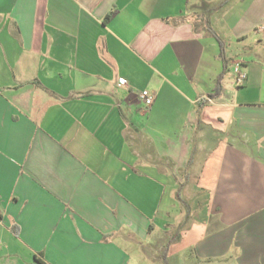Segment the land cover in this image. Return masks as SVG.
I'll list each match as a JSON object with an SVG mask.
<instances>
[{"label":"crops","instance_id":"0c3cea01","mask_svg":"<svg viewBox=\"0 0 264 264\" xmlns=\"http://www.w3.org/2000/svg\"><path fill=\"white\" fill-rule=\"evenodd\" d=\"M0 248L264 264V0H0Z\"/></svg>","mask_w":264,"mask_h":264},{"label":"built area","instance_id":"2783aa9c","mask_svg":"<svg viewBox=\"0 0 264 264\" xmlns=\"http://www.w3.org/2000/svg\"><path fill=\"white\" fill-rule=\"evenodd\" d=\"M245 80H246V75L241 72H237L236 85L241 86ZM125 84H126L125 81L120 79L118 86H125ZM139 99L141 103L143 104L144 108L148 110L154 104L155 95L147 90H143L139 93ZM206 100L210 102L209 99H206Z\"/></svg>","mask_w":264,"mask_h":264},{"label":"trees","instance_id":"16d2710c","mask_svg":"<svg viewBox=\"0 0 264 264\" xmlns=\"http://www.w3.org/2000/svg\"><path fill=\"white\" fill-rule=\"evenodd\" d=\"M110 17H111V15H107V17L105 18V22H107L110 19ZM206 31L214 36L213 32L210 30V28L208 26V22L207 21H206ZM220 48H221V52H220L219 55H220V59L222 60V63H223V73L217 78V80L215 82V88H214L215 89L214 90L215 95H217L219 93V91H220V84H221V81L223 79L224 69H226V61L224 60V56H223V53H222L223 47H222L221 44H220ZM188 164L190 165V162ZM188 167L189 166L187 165V168ZM163 261H164V264H167L165 262V260H163Z\"/></svg>","mask_w":264,"mask_h":264},{"label":"rangeland","instance_id":"374dc122","mask_svg":"<svg viewBox=\"0 0 264 264\" xmlns=\"http://www.w3.org/2000/svg\"><path fill=\"white\" fill-rule=\"evenodd\" d=\"M5 255L7 256V251H6V249L5 248H0V256H3V257H5ZM10 257V256H9ZM174 261V259L173 260H170V263L171 264H174L175 262H173ZM158 264H162L159 260H158Z\"/></svg>","mask_w":264,"mask_h":264}]
</instances>
